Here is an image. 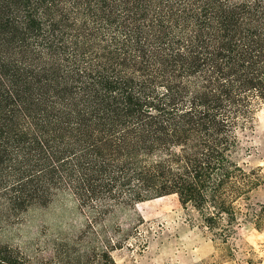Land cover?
<instances>
[{
	"label": "trees",
	"instance_id": "1",
	"mask_svg": "<svg viewBox=\"0 0 264 264\" xmlns=\"http://www.w3.org/2000/svg\"><path fill=\"white\" fill-rule=\"evenodd\" d=\"M262 103L264 0H0V225L58 199L82 220L0 264H115L118 215L164 196L236 220Z\"/></svg>",
	"mask_w": 264,
	"mask_h": 264
},
{
	"label": "rangeland",
	"instance_id": "2",
	"mask_svg": "<svg viewBox=\"0 0 264 264\" xmlns=\"http://www.w3.org/2000/svg\"><path fill=\"white\" fill-rule=\"evenodd\" d=\"M250 127L235 159L253 173L256 186L234 203L236 220L223 215L209 228L173 195L137 203L118 215L123 229L136 230L110 252L115 264H264V103L256 108ZM81 224L75 205L58 199L0 225V242L46 249L57 236L76 234Z\"/></svg>",
	"mask_w": 264,
	"mask_h": 264
},
{
	"label": "bare ground",
	"instance_id": "3",
	"mask_svg": "<svg viewBox=\"0 0 264 264\" xmlns=\"http://www.w3.org/2000/svg\"><path fill=\"white\" fill-rule=\"evenodd\" d=\"M160 198H163V197H160ZM160 198H158V199H160Z\"/></svg>",
	"mask_w": 264,
	"mask_h": 264
}]
</instances>
